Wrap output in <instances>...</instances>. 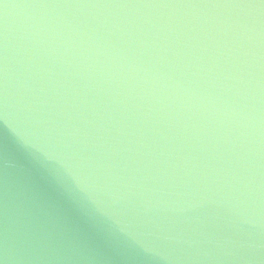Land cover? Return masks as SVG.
<instances>
[{"label": "water", "instance_id": "water-1", "mask_svg": "<svg viewBox=\"0 0 264 264\" xmlns=\"http://www.w3.org/2000/svg\"><path fill=\"white\" fill-rule=\"evenodd\" d=\"M0 264H264V0H0Z\"/></svg>", "mask_w": 264, "mask_h": 264}, {"label": "clouds", "instance_id": "clouds-1", "mask_svg": "<svg viewBox=\"0 0 264 264\" xmlns=\"http://www.w3.org/2000/svg\"><path fill=\"white\" fill-rule=\"evenodd\" d=\"M16 135L19 137V139H20L24 144H29V145H30V144L33 143L31 140H29L26 136H24V135H22V134L17 133ZM41 150L43 151L44 155H45L47 158H49V159H56V157H55L53 154H51V153L45 151L44 149H41ZM60 162H61V161H60ZM61 164H62V162H61ZM78 185H79V184H78ZM79 187L84 191V189L82 188V186L79 185ZM99 210H100V209H99ZM100 211H101V213H102L103 215H105V214L103 213L102 210H100ZM105 216H106V215H105ZM113 223L117 224L118 222L113 221ZM119 230H120L121 232H125V233H126V229H125L124 227H119Z\"/></svg>", "mask_w": 264, "mask_h": 264}]
</instances>
